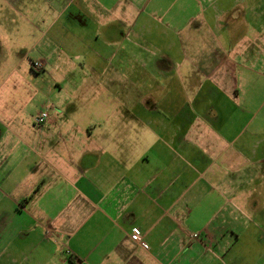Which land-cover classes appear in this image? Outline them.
<instances>
[{"label": "crops", "instance_id": "1", "mask_svg": "<svg viewBox=\"0 0 264 264\" xmlns=\"http://www.w3.org/2000/svg\"><path fill=\"white\" fill-rule=\"evenodd\" d=\"M5 2L66 70L0 88V264H264V0Z\"/></svg>", "mask_w": 264, "mask_h": 264}, {"label": "rangeland", "instance_id": "2", "mask_svg": "<svg viewBox=\"0 0 264 264\" xmlns=\"http://www.w3.org/2000/svg\"><path fill=\"white\" fill-rule=\"evenodd\" d=\"M11 9L6 4L5 0H0V25L3 24L0 30V40L3 42L4 49H13L15 56L25 54L24 45L27 43V38L22 35L23 32L10 30V27H22L26 23V18L13 16L14 25H11L10 20ZM40 59L38 53H32L30 58H26L23 62L3 63L0 62V88L4 85L7 79L12 78L20 87H23L30 92L31 99L23 103L26 104L22 113L18 116L19 119L30 123L34 129V118L43 111L49 110L51 103H58V96L62 93L56 88V83L61 82L59 75L66 69L63 64L48 63L47 67L42 70H35L34 62ZM72 65V64H71ZM76 65V64H75ZM45 66V64H44ZM14 74V77H12ZM16 84V85H17ZM264 95L254 97L255 103L262 101Z\"/></svg>", "mask_w": 264, "mask_h": 264}, {"label": "built area", "instance_id": "3", "mask_svg": "<svg viewBox=\"0 0 264 264\" xmlns=\"http://www.w3.org/2000/svg\"><path fill=\"white\" fill-rule=\"evenodd\" d=\"M34 69L35 70H42L44 68V63L42 62H34V65H33ZM52 108L54 109L55 106L52 105ZM50 118V113L49 111H43L41 114L37 115L35 118H34V122L37 126H42L45 124V122ZM194 239H198L199 238V235L195 234L192 236ZM140 239V237H137ZM143 244V242L141 243Z\"/></svg>", "mask_w": 264, "mask_h": 264}]
</instances>
